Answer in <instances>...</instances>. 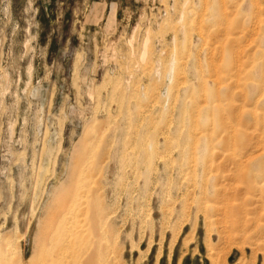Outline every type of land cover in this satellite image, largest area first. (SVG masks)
<instances>
[{
    "label": "rangeland",
    "instance_id": "1",
    "mask_svg": "<svg viewBox=\"0 0 264 264\" xmlns=\"http://www.w3.org/2000/svg\"><path fill=\"white\" fill-rule=\"evenodd\" d=\"M0 257L264 264V0H0Z\"/></svg>",
    "mask_w": 264,
    "mask_h": 264
},
{
    "label": "bare ground",
    "instance_id": "2",
    "mask_svg": "<svg viewBox=\"0 0 264 264\" xmlns=\"http://www.w3.org/2000/svg\"><path fill=\"white\" fill-rule=\"evenodd\" d=\"M60 200H61V199H60ZM62 201H63V200H62ZM63 202H64V201H63ZM63 202L60 201L59 204H61V203H62V204H65V202H64V203H63ZM61 206H62V205H61ZM4 242H5V241H4ZM11 244H12V243H11ZM12 245H13V244H12ZM12 245H11V246H12ZM3 255H4V254H3ZM11 255H12V254H11ZM18 257H19V256H18ZM14 258H15V257H14ZM13 261H14V260H13ZM3 262H5V261H4V258H3V257H0V264H3ZM19 263H20V262H19ZM14 264H15V263H14Z\"/></svg>",
    "mask_w": 264,
    "mask_h": 264
}]
</instances>
